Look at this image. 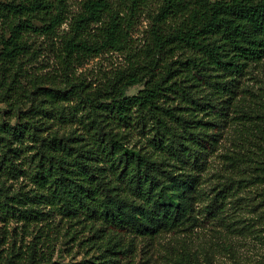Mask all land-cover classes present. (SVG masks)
Wrapping results in <instances>:
<instances>
[{"label": "trees", "instance_id": "obj_1", "mask_svg": "<svg viewBox=\"0 0 264 264\" xmlns=\"http://www.w3.org/2000/svg\"><path fill=\"white\" fill-rule=\"evenodd\" d=\"M105 54L123 62L79 72ZM261 69L264 0H0V264H129L136 241L215 218L228 185L264 188Z\"/></svg>", "mask_w": 264, "mask_h": 264}, {"label": "rangeland", "instance_id": "obj_2", "mask_svg": "<svg viewBox=\"0 0 264 264\" xmlns=\"http://www.w3.org/2000/svg\"><path fill=\"white\" fill-rule=\"evenodd\" d=\"M146 28L147 21L142 19L134 34L139 44L143 42ZM122 62V56L105 54L90 60L79 72L86 73L94 81L101 70L110 69ZM53 65L54 60L48 54L42 55L40 63L36 64L43 70L51 69ZM245 81L256 92L264 89L263 70L256 71ZM142 88L141 85L132 87L128 94H136ZM234 131V127L228 130L219 153L235 149L238 137H235ZM212 169L203 186L208 194L211 188L226 181L221 158L216 159ZM228 186L233 189L222 208L217 210L215 218L202 219L197 227L166 232L153 240H138L127 262L174 264L182 252H186L199 264H264V188L249 182L240 185L234 182ZM208 202V197H205L198 207L204 208ZM213 209L216 210V207L213 206ZM82 257L83 254L70 257L62 253L59 260L65 264H77Z\"/></svg>", "mask_w": 264, "mask_h": 264}]
</instances>
